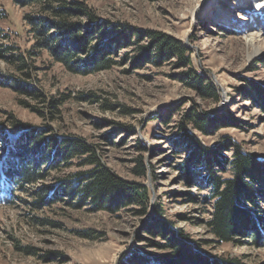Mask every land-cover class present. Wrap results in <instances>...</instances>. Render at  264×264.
<instances>
[{"label":"rangeland","instance_id":"1","mask_svg":"<svg viewBox=\"0 0 264 264\" xmlns=\"http://www.w3.org/2000/svg\"><path fill=\"white\" fill-rule=\"evenodd\" d=\"M82 1L104 21L139 31H161L181 40L190 50L193 67L214 83L220 99L206 103L197 98L172 76L179 71L169 65L139 66L133 47L122 49L116 57L119 62L112 68L89 75L66 70L46 51L37 56L33 60L41 79L37 86L48 95H70L55 122L23 105L21 101L34 102L0 82V134L9 137L3 141L0 138V147L5 148L0 151V161L7 160L18 135L25 131L15 127L25 124L47 131L50 126L57 134L76 135L98 145L97 151L108 167L126 180L145 185L150 193L148 214L138 216L131 209L118 213L92 211L89 205L77 209L65 200L35 209L27 191L16 188L10 195L6 190L0 194V264H120L139 241L137 235L154 217V204L160 203L164 209L160 218L172 221L190 239L202 242L203 251L235 257L244 264H264V238L258 243L243 236L232 243L214 240L206 225L213 205L204 200L209 190H197L190 184L201 183L202 172H195L188 182L180 167L188 152H178L171 142L182 116L195 106L199 111L226 113L239 121L237 126L227 124L210 135L190 128L202 144L213 146L230 140L244 151L264 155V106L260 100L255 104L243 94L249 81L264 89V46L260 47L262 52L251 56L253 48L242 32L246 23L264 34V20H260L264 1L248 9L241 6V0H218L214 4L207 0ZM0 10L6 14L0 20V49L13 47L14 53L30 60L28 51L34 41L25 16L36 9L0 0ZM217 10L234 19L244 15L246 22L219 19ZM125 53L128 60L122 61ZM5 55L0 56V71L17 76L12 58H8L10 53ZM88 95L91 98H81ZM104 134H113V140L105 139ZM140 145L147 150L141 151ZM140 157L145 171L138 176L134 168ZM77 162L67 173L86 169ZM65 176L64 172L51 170L47 178L27 189L58 185ZM188 193L197 196L198 201L190 200ZM87 230L96 236L79 234Z\"/></svg>","mask_w":264,"mask_h":264},{"label":"trees","instance_id":"2","mask_svg":"<svg viewBox=\"0 0 264 264\" xmlns=\"http://www.w3.org/2000/svg\"><path fill=\"white\" fill-rule=\"evenodd\" d=\"M13 1L36 9L25 16L28 33L34 43L28 51L30 60L14 53L16 50L13 47L0 49V56L10 53L8 58H12L18 74L7 76L0 71V82L9 84L20 95L32 100L33 104L28 101L21 103L47 116L51 122L60 118L61 107L70 95H48L37 86L41 79L33 60L45 51L66 70L89 75L112 68L119 62L116 57L121 50L133 47L138 53L136 61L139 66L147 63L157 68L169 65L179 71L172 76L197 98L206 103H216L220 99L214 83L193 67L190 50L174 36L155 30L139 31L124 24L104 21L82 0ZM4 18L6 14L0 10V20ZM127 56L128 53H125L122 61L128 60ZM243 94L255 104L260 100L264 106V89L260 85L249 81ZM81 98H91V95ZM168 115L164 122H167ZM227 124L237 126L239 121L226 113L213 114L207 110L199 111L193 106L182 116L178 133L171 142L178 152H188L180 164L188 182L195 172H202V182L190 184L197 190H209L204 200L213 205L206 225L214 240L221 244L232 243L238 241V236H243L258 243L264 238V208L261 207L264 204V155L244 151L241 145L230 140L206 146L191 131L210 135ZM19 128L25 131L18 135L19 140L9 150L7 160L0 161L1 195L6 190L11 195L16 188L27 191L32 197L31 206L35 209L65 200L77 209L89 205L92 211L118 213L131 209L138 216L148 214L149 189L139 182L117 175L103 162L97 151L98 145L76 135L57 134L50 126L46 127L47 131L32 129L25 124L15 127L16 130ZM103 137L112 141L114 135L104 134ZM0 138L3 141L9 137L1 133ZM140 148L141 151L147 150L145 145H140ZM3 149L0 147V151ZM136 160L138 164L134 172L141 176L145 167L141 157ZM74 161L86 169L67 173ZM51 170L64 172L66 176L59 180L58 185L27 189L47 178ZM227 173L230 175L225 176ZM188 194L190 200L198 201L197 196ZM153 209L154 217L146 223L142 234L137 235L139 241L132 245L120 264H244L235 257L213 256L203 251L202 242L190 239L172 221L160 218L164 213L162 203L154 204ZM79 234L89 238L96 236L94 231L89 230ZM154 238H160L162 242ZM163 251L168 254L160 253Z\"/></svg>","mask_w":264,"mask_h":264},{"label":"bare ground","instance_id":"3","mask_svg":"<svg viewBox=\"0 0 264 264\" xmlns=\"http://www.w3.org/2000/svg\"><path fill=\"white\" fill-rule=\"evenodd\" d=\"M208 2H212L213 4L216 3L218 0H207ZM260 0H241L242 7L248 9L255 6L257 3H259ZM262 1V0H261ZM264 1V0H263ZM219 9V8H218ZM263 8H260L258 12H260ZM217 14V17L222 20H226L228 22H244L246 20V16L244 15H238L237 18H232V15L222 12L221 10H217L215 12ZM236 17V16H235ZM261 20V19H260ZM264 20V17H263ZM262 20V21H263ZM246 22V21H245ZM264 24V21L262 22ZM242 24V23H241ZM242 32L245 35L246 42L253 48V51L251 52V56L255 55L256 53L262 52L260 47L264 46V34H260V31L257 29H254L251 26H248L246 23L243 25Z\"/></svg>","mask_w":264,"mask_h":264}]
</instances>
